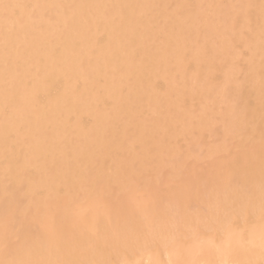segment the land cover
<instances>
[{"label": "bare ground", "instance_id": "1", "mask_svg": "<svg viewBox=\"0 0 264 264\" xmlns=\"http://www.w3.org/2000/svg\"><path fill=\"white\" fill-rule=\"evenodd\" d=\"M0 264H264V0H0Z\"/></svg>", "mask_w": 264, "mask_h": 264}, {"label": "rangeland", "instance_id": "2", "mask_svg": "<svg viewBox=\"0 0 264 264\" xmlns=\"http://www.w3.org/2000/svg\"><path fill=\"white\" fill-rule=\"evenodd\" d=\"M100 43H102V42H100ZM237 50H240V48H238ZM188 107V106H187ZM196 105L193 103L192 105H189V107L188 108H190V109H196ZM205 135V139H207V140H209L210 139V137H208L207 136V134H204ZM184 144V142L183 141H181L180 142V146H182ZM183 148V147H182ZM165 170H167L168 169V165H165V168H164ZM75 197V196H74ZM80 196H78V197H75V200L73 201V202H70V204H72V205H74V207L77 205V206H79V204L82 206V205H84L85 203H87V201H88V198H84V197H82V198H79ZM79 198V199H78ZM87 200V201H86ZM76 204V205H75ZM71 205V206H72Z\"/></svg>", "mask_w": 264, "mask_h": 264}]
</instances>
